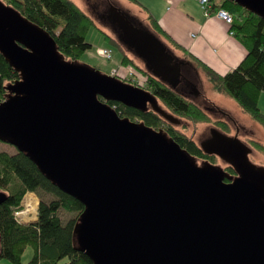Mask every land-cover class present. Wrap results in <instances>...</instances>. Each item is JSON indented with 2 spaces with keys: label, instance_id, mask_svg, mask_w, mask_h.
Listing matches in <instances>:
<instances>
[{
  "label": "water",
  "instance_id": "95a60500",
  "mask_svg": "<svg viewBox=\"0 0 264 264\" xmlns=\"http://www.w3.org/2000/svg\"><path fill=\"white\" fill-rule=\"evenodd\" d=\"M229 1L264 19V0ZM108 16L146 68L186 94L185 62L118 7ZM0 54L20 76L0 102V141L83 205L73 235L92 264H264V167L237 137L213 129L199 144L235 175L198 163L162 128L107 104L151 108L178 124L154 94L65 59L42 27L2 1ZM6 198L0 190V204Z\"/></svg>",
  "mask_w": 264,
  "mask_h": 264
},
{
  "label": "trees",
  "instance_id": "16d2710c",
  "mask_svg": "<svg viewBox=\"0 0 264 264\" xmlns=\"http://www.w3.org/2000/svg\"><path fill=\"white\" fill-rule=\"evenodd\" d=\"M0 1L42 27L53 38L58 51L65 59L77 61L90 49L91 44L86 41V34L90 28L97 25L92 16L73 0ZM212 1L213 8L221 7L234 14L230 31L244 43L247 51L244 58L224 74L215 72L200 60L194 61V65L203 70L221 93L233 99L242 111L264 129V112L258 106L259 96L264 92V19L235 2ZM94 9H99L98 4L94 5ZM148 21L151 32L176 47L179 46L150 15ZM102 32L105 39L123 53L121 65L133 71L130 76H115L154 94L159 105L175 116L179 123L168 122L151 108L142 112L115 101H107V104L111 107L115 105L114 110L122 118L143 122L154 129L162 128L196 160H207L215 164L217 157L204 153L199 143L180 128L184 126L185 120L193 123L211 121L203 103L198 101L199 97L184 94L164 83L143 64L129 57L125 51L126 46L118 38ZM183 61L192 69L193 73H189V79L192 85L197 87V72L193 65ZM134 75L144 77V83H138ZM19 78V73L0 54V102L9 93L8 85ZM214 123L225 128L229 126L228 122L222 120H214ZM252 146L264 154V144L252 140ZM223 169L230 176L235 174L228 164H224ZM0 190L7 193L6 200L0 204V259L5 258L12 264H21L24 251L31 247L33 253L26 264H92L91 260L76 248L73 235V226L84 209L83 205L45 178L23 152L0 151ZM27 192L35 193L39 202L36 220L24 222L15 216V212L20 208V202ZM62 214H70V217L64 220Z\"/></svg>",
  "mask_w": 264,
  "mask_h": 264
},
{
  "label": "rangeland",
  "instance_id": "374dc122",
  "mask_svg": "<svg viewBox=\"0 0 264 264\" xmlns=\"http://www.w3.org/2000/svg\"><path fill=\"white\" fill-rule=\"evenodd\" d=\"M77 5L85 10L92 18L94 19L97 27H92L86 34V41L91 44L90 49L85 51L77 60L78 63L86 65L91 68H97L102 73L118 74L119 76H130L133 74V71L127 67L121 65V58L123 53L117 48V46L111 44L108 40L105 39V33L116 37L118 36L117 26L114 21L109 18V8L113 4L120 5L125 13L135 22L142 23L146 28L148 23L145 19V16L138 12L137 10L130 9L124 4H121L118 0H73ZM110 2V4H109ZM98 4L99 9L95 10L94 5ZM109 4V5H108ZM102 49H110L112 52V58L107 60L103 54ZM126 54L134 59L137 63L144 65V61L138 58V56L129 48L125 49ZM127 70V73L122 74L123 70ZM135 80L138 83H144V77L141 75H134ZM198 86L201 90V95L198 98L200 103H203V106L206 108L211 121L193 123L191 121H184V126L182 130L189 136H192L198 143L202 142L203 139H206L210 136L213 129H217L221 133L228 136L237 137L243 144L248 146L251 151L248 154L249 160L257 167H264V154L252 146V140L259 141L264 144V129L256 123L247 113L242 111L240 107L235 103L233 99L221 93L216 85H214L201 71L197 72ZM197 89V87H196ZM185 93H189L188 91ZM220 107H218V106ZM258 106L264 112V92L260 94L258 99ZM164 107V106H163ZM222 107V108H221ZM165 108V107H164ZM228 116V117H227ZM232 121H231V119ZM214 120H224L228 122V128L217 125L214 123ZM7 151L9 153H14L16 148L8 143L0 141V151ZM200 163L199 160H197ZM215 164L224 166L222 160L217 156ZM31 196L36 203V211L38 206V197L35 193L27 192L24 194L21 202L20 208L17 211L25 212V205L28 197ZM26 214V213H24ZM23 214V215H24ZM34 213H32L33 215ZM22 213L20 217L24 216ZM64 220L70 217V214H62ZM18 218V217H17ZM33 218L27 220L32 221ZM33 250L31 247H27L24 251L21 264H26L31 258ZM63 263V262H62ZM0 264H12L5 258L0 259Z\"/></svg>",
  "mask_w": 264,
  "mask_h": 264
},
{
  "label": "crops",
  "instance_id": "0c3cea01",
  "mask_svg": "<svg viewBox=\"0 0 264 264\" xmlns=\"http://www.w3.org/2000/svg\"><path fill=\"white\" fill-rule=\"evenodd\" d=\"M119 2L141 12L147 20L146 29L149 31L148 15L154 18L162 30L179 46L176 47L168 40L157 37L176 57L193 65L196 72L201 71L204 74L203 70L194 65V61L200 60L215 72L224 74L232 70L246 54L247 48L244 43L234 34H230V25L214 14L205 17L198 0H120ZM112 6L125 12L120 5ZM121 73L125 74L127 70L124 69ZM197 90L198 93L192 94L195 97L201 95L198 84Z\"/></svg>",
  "mask_w": 264,
  "mask_h": 264
},
{
  "label": "built area",
  "instance_id": "2783aa9c",
  "mask_svg": "<svg viewBox=\"0 0 264 264\" xmlns=\"http://www.w3.org/2000/svg\"><path fill=\"white\" fill-rule=\"evenodd\" d=\"M198 2H199L201 12L205 17H208L211 14H214L217 18L221 19L223 22L229 25L233 23L234 14L230 13L228 10L221 8V7L213 8L214 3L212 0H198ZM230 34H233V32L230 31ZM102 54L107 60H110L112 58V52L110 49H102ZM112 108L115 109L116 106L113 105ZM25 210H26V205H25ZM21 213L23 215L25 212H22V211L15 212V216L18 217V219L21 221L28 222L27 220L31 218H33V220L35 219V213L32 215V212H28L23 215L24 218L20 217Z\"/></svg>",
  "mask_w": 264,
  "mask_h": 264
},
{
  "label": "flooded vegetation",
  "instance_id": "af4514ba",
  "mask_svg": "<svg viewBox=\"0 0 264 264\" xmlns=\"http://www.w3.org/2000/svg\"><path fill=\"white\" fill-rule=\"evenodd\" d=\"M189 73H191V75H192V69L190 68V66L189 65H186V64H183V65H181V74H180V77H179V79H178V87L181 89V90H183V91H188L189 93H188V95H190V96H192V97H195L194 95H192L191 93H190V90L192 89V86H191V81H190V79H189ZM187 94V93H186ZM228 117V116H227ZM231 119V118H230ZM222 121H224V120H222ZM231 121H232V119H231ZM209 138V137H208ZM207 139V138H206ZM203 140H205V139H203ZM202 140V141H203ZM200 144V143H199ZM209 155H214V154H209ZM214 156H216V155H214ZM217 157V156H216ZM200 161V163L202 162V161H207V160H199ZM211 163V162H210ZM223 164H226V163H223ZM217 165H219V164H217ZM235 175V174H234Z\"/></svg>",
  "mask_w": 264,
  "mask_h": 264
},
{
  "label": "bare ground",
  "instance_id": "6f19581e",
  "mask_svg": "<svg viewBox=\"0 0 264 264\" xmlns=\"http://www.w3.org/2000/svg\"><path fill=\"white\" fill-rule=\"evenodd\" d=\"M27 201L28 202L26 204L25 213H28V212L35 213V211H36V203H35L34 199L31 196H29Z\"/></svg>",
  "mask_w": 264,
  "mask_h": 264
}]
</instances>
